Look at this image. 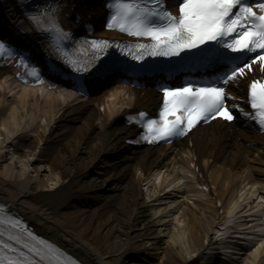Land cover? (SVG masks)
<instances>
[{
    "label": "bare ground",
    "instance_id": "obj_1",
    "mask_svg": "<svg viewBox=\"0 0 264 264\" xmlns=\"http://www.w3.org/2000/svg\"><path fill=\"white\" fill-rule=\"evenodd\" d=\"M157 100L39 94L0 68V202L83 264H264V236L231 255L214 236L228 207L261 219L264 136L212 124L176 147L129 146L120 117Z\"/></svg>",
    "mask_w": 264,
    "mask_h": 264
},
{
    "label": "snow or ice",
    "instance_id": "obj_2",
    "mask_svg": "<svg viewBox=\"0 0 264 264\" xmlns=\"http://www.w3.org/2000/svg\"><path fill=\"white\" fill-rule=\"evenodd\" d=\"M68 0H42L27 19L43 36L57 60L77 74L103 77L113 69L105 63L111 49L142 65L147 57L179 58L174 70L227 65V70L200 84L188 81L180 87H164L158 118L140 112L135 122L144 131L135 142L157 143L187 135L201 121L222 118L231 122L234 112L252 120L264 131V79L253 80L248 89L251 112L245 111L227 89L253 65L264 73V0H176L178 15L167 0H106L108 30L135 37V44L105 39H81L60 23ZM78 23H83L79 17ZM144 41V42H139ZM236 54V55H232ZM20 56L28 75L43 83L39 69L28 56L0 40V58ZM243 58V59H241ZM55 64L50 70H54ZM247 70V72H246ZM82 91L79 84L73 85ZM0 264H81L46 239L29 230L23 221L0 207Z\"/></svg>",
    "mask_w": 264,
    "mask_h": 264
}]
</instances>
